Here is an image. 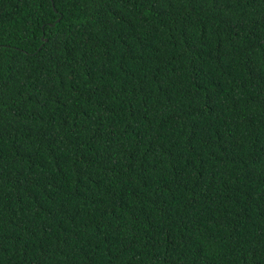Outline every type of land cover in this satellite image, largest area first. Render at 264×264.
Listing matches in <instances>:
<instances>
[{
  "label": "trees",
  "instance_id": "obj_1",
  "mask_svg": "<svg viewBox=\"0 0 264 264\" xmlns=\"http://www.w3.org/2000/svg\"><path fill=\"white\" fill-rule=\"evenodd\" d=\"M0 264H264V0H0Z\"/></svg>",
  "mask_w": 264,
  "mask_h": 264
},
{
  "label": "water",
  "instance_id": "obj_2",
  "mask_svg": "<svg viewBox=\"0 0 264 264\" xmlns=\"http://www.w3.org/2000/svg\"><path fill=\"white\" fill-rule=\"evenodd\" d=\"M45 40H46V38H45Z\"/></svg>",
  "mask_w": 264,
  "mask_h": 264
}]
</instances>
